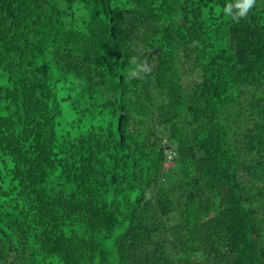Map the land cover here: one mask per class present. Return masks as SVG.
Masks as SVG:
<instances>
[{"label": "trees", "instance_id": "16d2710c", "mask_svg": "<svg viewBox=\"0 0 264 264\" xmlns=\"http://www.w3.org/2000/svg\"><path fill=\"white\" fill-rule=\"evenodd\" d=\"M0 264H264V0H0Z\"/></svg>", "mask_w": 264, "mask_h": 264}, {"label": "clouds", "instance_id": "9594fccd", "mask_svg": "<svg viewBox=\"0 0 264 264\" xmlns=\"http://www.w3.org/2000/svg\"><path fill=\"white\" fill-rule=\"evenodd\" d=\"M253 3H255V0H244V10H247L248 7H250ZM243 14V11L241 12V15Z\"/></svg>", "mask_w": 264, "mask_h": 264}]
</instances>
